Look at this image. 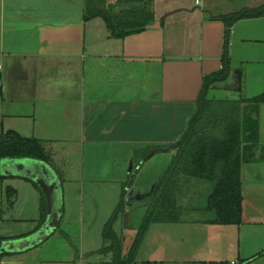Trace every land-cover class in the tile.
<instances>
[{"label": "crops", "instance_id": "obj_1", "mask_svg": "<svg viewBox=\"0 0 264 264\" xmlns=\"http://www.w3.org/2000/svg\"><path fill=\"white\" fill-rule=\"evenodd\" d=\"M217 3L194 0L166 7L158 24L153 21L143 32L118 38L104 19L84 17L85 0H0L1 129L42 139L51 146L53 162L58 152L70 157L83 152L91 162L89 172H101L99 163L109 162L113 172L117 161H139L146 144H174L197 109L203 78L223 67L226 24L218 16L235 11L207 10ZM246 4L242 8L259 6ZM166 49H171L169 55ZM227 51L230 77L210 92L221 88L238 97L262 93L264 16L234 23ZM240 77L242 91L236 89ZM248 80L257 84H251L250 95ZM254 155L260 161L243 166L240 223H214L215 214L184 218L179 194V217L152 223L136 257L146 248L143 264H264V106ZM50 166L59 183L45 198L57 227L38 245L5 255L2 264H113L112 254L101 251V234L85 235L84 218L79 221L81 247L62 227L66 190L60 168ZM13 200H19L18 192ZM29 202L31 213L27 208L15 220L31 223L30 229L0 240L19 239L39 228L42 198L36 192ZM62 235L75 245L65 257L47 248L54 236Z\"/></svg>", "mask_w": 264, "mask_h": 264}, {"label": "trees", "instance_id": "obj_2", "mask_svg": "<svg viewBox=\"0 0 264 264\" xmlns=\"http://www.w3.org/2000/svg\"><path fill=\"white\" fill-rule=\"evenodd\" d=\"M154 2L155 0H85L84 17L87 20L97 17L104 19L112 36L125 38L143 32L153 23ZM262 16L264 3L218 16L226 24L223 67L203 78L197 109L181 138L174 143L175 155L164 174L154 182L152 194L144 199L146 213L136 230L128 254H125L124 241L114 226L119 216L127 211L124 204L129 191L124 189L118 207L102 231L104 245L101 251L112 254L113 264H133L149 226L154 222L179 217L181 207L178 195L184 178L211 183L207 209L215 214L212 222L238 224L242 221L243 166L260 161L256 159L254 151L260 141L264 91L253 97L238 98H214L209 96V92L215 85L230 77L232 67L227 49L231 27L241 19ZM241 82L240 77L236 83L239 91H242ZM10 158H27L50 164L52 152L40 138L25 136L15 129L2 130L0 160ZM5 177L13 176L0 174V179ZM35 184L43 193L40 207L42 224L47 216L46 196L41 187ZM15 192L14 188L9 187L11 198L15 196ZM7 254L9 253H0V264Z\"/></svg>", "mask_w": 264, "mask_h": 264}, {"label": "rangeland", "instance_id": "obj_3", "mask_svg": "<svg viewBox=\"0 0 264 264\" xmlns=\"http://www.w3.org/2000/svg\"><path fill=\"white\" fill-rule=\"evenodd\" d=\"M247 2L260 5L264 3V0H218L216 7H209L207 10L214 14L228 11V9L237 11L247 5ZM192 3H194V0H157L155 7L158 15L156 17L157 20L154 21V23H159L161 19L160 13H162L166 7L167 9H170L177 5H190ZM170 51L171 49H166L164 51L165 55H169V53H171ZM147 66L148 65H146V67ZM153 78L154 75H152V79ZM252 83L253 81L248 80V86L246 87L248 95L254 93L252 92L254 90L250 88ZM222 84L224 83H221L220 87L225 86ZM256 85V83H253V86ZM210 96L214 98H235L236 96L238 97V93L219 88L212 90ZM1 128L2 125L0 124V132L2 130ZM161 145L163 144H146V155L143 156L144 153L139 161L136 160L134 162V167H136L144 157L154 150L171 146ZM50 147L51 146H49V148ZM175 152L176 149L173 147L167 151L158 150L152 157L144 161L133 179L132 189L135 191L141 190L142 192L150 191L154 182L166 171ZM82 154L84 153L82 152ZM82 154L78 151L77 154L70 157L66 153L63 154L62 152H58L55 159L56 161H51L55 167L60 168V174L63 178L62 184L66 190L64 195L67 207L61 223L62 227L69 228L71 234L75 236L74 241L77 243L76 246L79 245L80 247L81 239L79 238V235L83 228V222L79 224V221L83 218L85 220V235L96 234L97 236L99 234V237L101 234L102 236L104 225L111 218L113 212L121 201L123 187L128 190L130 182L128 168L131 161L130 159L125 163L122 160L121 162H115L113 172H111V165L109 162L99 163L98 165L102 167L101 172H99V170H97V172H89V165L91 162H89V158L84 159ZM3 169V163L1 162L0 172ZM248 178H250L249 175ZM185 179L187 181L182 185L181 192H179L180 200L182 199V201H184V204H182L185 213L183 217L196 219L207 218L210 215L213 216L214 212L207 209L208 196L212 190L211 183L200 179ZM9 187L16 190L15 196L18 192L19 200L16 202L13 200L15 196L12 198L9 196ZM34 188H37L34 183L20 177H5L0 179V237L1 235H7L8 233L14 234L16 232L30 229L31 223L27 221L20 222L15 220V218L22 215V213H26L27 208L29 209L28 213H31L29 199L32 196L34 197L36 192H38L39 200H41L43 195L42 191L38 188V191H34ZM127 196L128 194L125 197L124 204L127 211L122 216H119L114 225L116 232L124 241L125 254L129 253L128 251L133 244L134 236L137 232L136 230H138L146 213L145 206L137 205L135 203L133 206L131 205L128 207L129 202L126 201ZM53 238L51 244L49 243L50 245L47 248L55 250V254L58 256L65 257L66 253L69 254L71 251L70 247L72 245L75 246L74 241H71L64 235L57 240H55L56 236ZM102 241L104 242V240ZM148 242L149 241H146V247H148L149 250L150 246ZM145 251L146 248L144 251L142 250V253L138 254L133 264H143L142 259H145L146 257Z\"/></svg>", "mask_w": 264, "mask_h": 264}, {"label": "water", "instance_id": "obj_4", "mask_svg": "<svg viewBox=\"0 0 264 264\" xmlns=\"http://www.w3.org/2000/svg\"><path fill=\"white\" fill-rule=\"evenodd\" d=\"M174 146L172 144L168 147H163L158 150L167 151L171 149ZM158 150H154L150 154H148L146 157L143 158L137 164L136 167L134 164V161H130V165L128 168V173L130 174V182L128 185V196L126 201L130 202L132 199L140 198L144 196H149L152 194L155 185L152 186L150 191L147 193H144L142 195L140 194H134L135 190L132 189V182L137 174L139 168L143 164L144 161H146L148 158L152 157ZM3 163V170L0 172L1 175H10V176H22L25 178H29L33 181H35L43 190V192L46 194L47 198L49 197V191L56 188L59 183V177L56 175V173L53 171L50 164L37 161L33 159H4L1 160ZM0 162V163H1ZM37 166H36V165ZM140 196V197H139ZM131 204H128V207H130ZM47 216L44 222L32 233L28 234L27 236H24L19 239H13V240H0V253H13V252H20L29 248H32L36 245H38L40 242L44 241L57 227V220L56 217L52 219V210L48 208L47 210Z\"/></svg>", "mask_w": 264, "mask_h": 264}, {"label": "flooded vegetation", "instance_id": "obj_5", "mask_svg": "<svg viewBox=\"0 0 264 264\" xmlns=\"http://www.w3.org/2000/svg\"><path fill=\"white\" fill-rule=\"evenodd\" d=\"M144 193H147V192H145V191H139V190H136L135 191V193L134 194H140V195H142V194H144ZM140 197V196H139ZM146 198V196H144V197H140L139 199L138 198H135V199H132L129 203L133 206L135 203L137 204V205H141V206H145V202H144V199ZM131 225V224H130Z\"/></svg>", "mask_w": 264, "mask_h": 264}, {"label": "built area", "instance_id": "obj_6", "mask_svg": "<svg viewBox=\"0 0 264 264\" xmlns=\"http://www.w3.org/2000/svg\"><path fill=\"white\" fill-rule=\"evenodd\" d=\"M196 3H197V4H200V3H201V1H200V0H196ZM0 67H1V65H0Z\"/></svg>", "mask_w": 264, "mask_h": 264}]
</instances>
